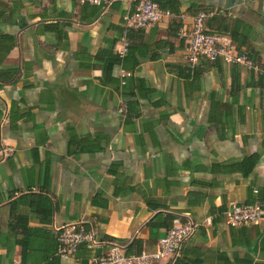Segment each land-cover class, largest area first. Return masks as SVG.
<instances>
[{"label": "crops", "instance_id": "0c3cea01", "mask_svg": "<svg viewBox=\"0 0 264 264\" xmlns=\"http://www.w3.org/2000/svg\"><path fill=\"white\" fill-rule=\"evenodd\" d=\"M170 1L179 27L124 31L136 0H0V146L13 148L0 162V264H87L88 243L55 254L68 224L152 250L183 215L210 223L162 264H264V221L221 214L264 210V78L219 58L190 68L179 33L204 12L208 32L264 67V0Z\"/></svg>", "mask_w": 264, "mask_h": 264}, {"label": "built area", "instance_id": "2783aa9c", "mask_svg": "<svg viewBox=\"0 0 264 264\" xmlns=\"http://www.w3.org/2000/svg\"><path fill=\"white\" fill-rule=\"evenodd\" d=\"M93 5H106L110 0H77ZM177 18L168 9L160 8L153 0H136L132 9L123 14L121 19L124 31L152 26L165 19ZM179 17V16H178ZM204 12L196 13L188 29H181L185 60L193 67L201 59L219 58L227 64H242L245 68L264 77V68L257 61L236 51L225 36L208 32L204 27ZM125 44V42H124ZM125 48L123 47L121 52ZM13 148L0 146V162L11 155ZM224 222L229 226L257 224L264 221V210L257 200L248 203H231L221 212ZM209 224L210 218L202 221L188 216H174L164 235L156 240L152 250H141L139 253H126L124 248L115 243L99 241L92 227L84 228L81 224H68L55 228V254L60 257L73 256L82 243L98 247L97 254L88 259L87 264H162L178 255L182 243L187 240L201 224ZM104 246V247H102Z\"/></svg>", "mask_w": 264, "mask_h": 264}, {"label": "trees", "instance_id": "16d2710c", "mask_svg": "<svg viewBox=\"0 0 264 264\" xmlns=\"http://www.w3.org/2000/svg\"><path fill=\"white\" fill-rule=\"evenodd\" d=\"M153 1H155L158 5H159V7L160 8H164V9H168L169 11H171L173 14H175L176 16H177V18L175 17V18H172L171 20H173V21H176L175 22V25L176 26H180V24H179V19H178V15H179V13H178V11L177 10H175V9H173L172 8V6H171V4H172V2L170 1V0H166V2H163V1H161V0H153ZM240 53H243V52H240ZM245 54V53H244ZM246 55V54H245ZM247 56V55H246ZM248 57V56H247ZM248 58H250V57H248ZM250 59H252V58H250ZM252 60H255V59H252ZM256 61V60H255ZM260 65V64H259ZM261 66V65H260ZM190 67V66H189ZM262 68H264L263 66H261ZM190 68H193V67H190ZM257 76H258V79H257V81H259L260 79H261V77L262 76H260V75H258L257 74ZM262 78H264V77H262ZM263 209V208H262ZM171 219H172V217L170 218H168V220H169V225H170V222H171ZM147 225L148 226H151V225H153V222H152V219H150L149 221H148V223H147ZM84 226V225H83ZM89 226H87V225H85L84 226V228H88ZM141 251V248H140V239H138V238H135V239H133L127 246H126V248H125V252L126 253H139Z\"/></svg>", "mask_w": 264, "mask_h": 264}]
</instances>
